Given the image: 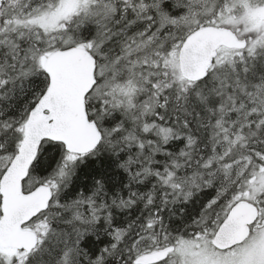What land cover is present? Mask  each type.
Instances as JSON below:
<instances>
[{
  "label": "snow or ice",
  "instance_id": "snow-or-ice-1",
  "mask_svg": "<svg viewBox=\"0 0 264 264\" xmlns=\"http://www.w3.org/2000/svg\"><path fill=\"white\" fill-rule=\"evenodd\" d=\"M0 264H264V0H0Z\"/></svg>",
  "mask_w": 264,
  "mask_h": 264
}]
</instances>
